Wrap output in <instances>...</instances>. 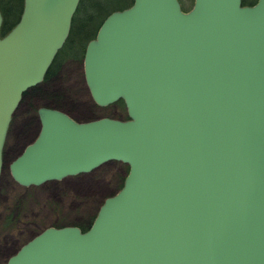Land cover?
<instances>
[{"label": "water", "instance_id": "obj_1", "mask_svg": "<svg viewBox=\"0 0 264 264\" xmlns=\"http://www.w3.org/2000/svg\"><path fill=\"white\" fill-rule=\"evenodd\" d=\"M85 48L100 107L79 122L41 107L9 164L21 186L128 166L86 231L48 227L6 264H264V0H132ZM80 0H23L0 37V175L12 116L44 79ZM0 11V28L2 25Z\"/></svg>", "mask_w": 264, "mask_h": 264}, {"label": "rangeland", "instance_id": "obj_2", "mask_svg": "<svg viewBox=\"0 0 264 264\" xmlns=\"http://www.w3.org/2000/svg\"><path fill=\"white\" fill-rule=\"evenodd\" d=\"M95 1L107 13L131 3V0H92ZM193 1L179 0L185 11L192 7ZM84 13H92L89 6ZM56 67L51 76L26 94L10 125L0 176V264H6L23 244L47 227L84 226L103 201L119 190L128 171L127 165L110 162L89 174L38 187L25 188L12 179L8 166L36 136L38 108L63 111L79 122L126 117L124 107L119 104L100 107L94 103L85 83L83 54L74 57L62 53Z\"/></svg>", "mask_w": 264, "mask_h": 264}, {"label": "trees", "instance_id": "obj_3", "mask_svg": "<svg viewBox=\"0 0 264 264\" xmlns=\"http://www.w3.org/2000/svg\"><path fill=\"white\" fill-rule=\"evenodd\" d=\"M243 3L246 4L247 1L243 0ZM131 4L132 0L129 6ZM88 6L92 11L91 14L84 13V11L87 10ZM22 8L23 0H0V10L3 16V23L0 31L1 35L7 33L17 23L21 15ZM82 12L84 13L83 15ZM111 12H105L103 10V6H101L97 1L92 2V0H80L78 9L72 19V24L69 32L70 34L63 48L58 52L52 65L49 67L45 79L51 76L55 68H57L56 61L62 53H70L71 56L73 55L74 57L81 56L84 53L86 43L95 36L100 24L102 23L104 18ZM105 13L107 14L105 15ZM103 15L105 16L103 17ZM118 104L121 106L123 105L121 102H119ZM95 215L90 220L86 221V226H81L79 224L72 225L81 228L82 231H85L91 225Z\"/></svg>", "mask_w": 264, "mask_h": 264}, {"label": "flooded vegetation", "instance_id": "obj_4", "mask_svg": "<svg viewBox=\"0 0 264 264\" xmlns=\"http://www.w3.org/2000/svg\"><path fill=\"white\" fill-rule=\"evenodd\" d=\"M256 2V0H251V1H247L246 4L250 5V4H254ZM23 101V100H22ZM78 177V176H77ZM67 179V178H66ZM61 181H65V179L61 180ZM54 182H60V181H54ZM45 185V184H43Z\"/></svg>", "mask_w": 264, "mask_h": 264}]
</instances>
